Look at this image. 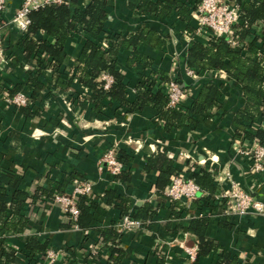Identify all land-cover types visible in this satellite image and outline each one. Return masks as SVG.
Instances as JSON below:
<instances>
[{
    "label": "crops",
    "instance_id": "obj_1",
    "mask_svg": "<svg viewBox=\"0 0 264 264\" xmlns=\"http://www.w3.org/2000/svg\"><path fill=\"white\" fill-rule=\"evenodd\" d=\"M20 1H9L3 15L5 20H10ZM106 15L102 39L114 34L128 35L146 26L166 41L163 50L144 45L139 47L140 54L150 59L147 66L138 61L129 64L128 50H121L117 55L129 102H133L136 96L139 78L162 69L180 75L189 93L184 98L185 106L190 105V97H195L207 83L218 86L220 105L210 110L207 116L196 117V125L189 124L168 132L157 122V112L148 107L125 114L122 106L114 104L106 114H96L93 104L88 101L90 91L76 80L69 90H62L53 84L51 70H42L38 76L34 55L26 57L21 47L24 34L12 25H6L1 34L0 89L12 88L35 74L45 85L35 100L22 106L37 112L31 116L23 114L19 106L5 103L0 92V171L20 177L19 188L23 192L32 195L38 188L43 191V201L42 197L35 201L27 199L23 211L29 218L28 226L19 236L8 239L10 244L20 250L30 237L37 236L47 243L46 250L55 249L62 253L52 264H78L82 247L89 246L96 236L101 239L98 231L115 224L123 216L118 196H125L130 198L127 205L132 213L147 204L155 214L147 223L146 231L126 233L117 238L119 248L124 252L118 264H217L221 261V249L239 264H264V214L222 217L216 214L219 211L217 206L207 208L216 215L208 216L204 233L217 248L198 258L195 254L196 258L192 260L185 249L195 248L197 253L199 243L189 231L191 219L187 220L184 211L173 206L163 193L159 194L156 187L158 171L144 170L145 158L161 152L173 159L178 175L191 178L190 172L200 168L211 172L215 186L212 194L228 192L237 185L264 203V173L252 172L250 162L239 152V141L234 138L232 120L245 103L240 84L219 71H203L195 77L185 74L187 51L192 42H207L203 37L188 38L183 33L195 31L197 20L193 10L187 24L175 13L158 18L151 13L132 11L127 7V0H108ZM37 36L45 38L42 32ZM85 38V33L78 30L67 39V73ZM34 39L38 40L36 36ZM28 88L21 90L27 96L31 89ZM162 91L165 93L163 86ZM78 92L87 95L83 106L75 100ZM254 126L264 130V118ZM108 148H115L119 154L125 153L133 158L123 163V172L118 175L126 179L115 180L108 169L99 167ZM72 173L78 178L61 191L59 186L64 177ZM81 180L88 181L92 187L90 195L85 196L87 203L93 201L96 204L95 209H91V224L86 229L88 237L82 228L69 226L61 206L49 204L44 198L56 193L73 194L75 184ZM200 201L193 202L194 206ZM105 246L108 257L96 260L95 264H116Z\"/></svg>",
    "mask_w": 264,
    "mask_h": 264
},
{
    "label": "trees",
    "instance_id": "obj_2",
    "mask_svg": "<svg viewBox=\"0 0 264 264\" xmlns=\"http://www.w3.org/2000/svg\"><path fill=\"white\" fill-rule=\"evenodd\" d=\"M84 1L69 0L65 4H51L29 13L30 24L20 44L26 57L34 55L38 76L42 70H51L53 84L62 90H69L76 80L85 90L90 91L88 101L93 104V111L96 114H106V111L114 104L122 106L125 114L141 111L147 107L152 108L157 112V122L162 124L167 132L189 124L196 125L198 123L196 117H205L210 110L220 105L218 86L207 83L200 88L195 97H190L189 106L183 103L179 108H170L168 97L162 91V84L168 81L169 73L162 69L152 71L151 76L142 75L136 84V96L133 102H129L124 76L117 65V55L121 50H128L130 51L129 64H135L138 61L141 65L147 66L150 64V59L140 54L139 47L144 45L155 50H163L166 41L155 30L141 26L138 31L128 35L108 36V46L104 48L101 45V36L107 21L108 0H86L85 5ZM200 2L201 0H127V7L134 12L151 13L158 18L175 13L180 21L188 24L191 20V11ZM237 2L242 9V17L241 23L236 24L233 35L240 41L239 46H232L223 37H211L206 43L195 40L187 51V67L197 74L203 71L223 72L240 84L245 103L232 120L235 128L234 138L241 145L246 141H255L257 144L264 145V130L254 126L257 121L264 118V0H237ZM78 30L85 33L86 40L78 57L72 63L71 70L67 73L65 70L69 67V56L65 51V44L67 39ZM39 32H42L45 38L38 37ZM35 36L38 40L34 39ZM102 73L110 75L113 79L108 89L104 88V81L99 80ZM36 74L28 76L12 88L0 89V92L12 97L24 87H29L31 88L29 98L35 100L45 87ZM175 78L185 89L186 86L180 75H175ZM86 96L78 92L75 97L78 105H85ZM19 110L27 116L37 113L31 112L27 107H19ZM119 159L122 163L133 160L125 153H121ZM151 169L158 171L156 187L159 194L164 195V190L171 178L178 175L179 171L174 166L173 159L161 152L145 158L144 170ZM190 173L194 183L201 189L210 194L214 192L215 186L211 172L200 168ZM114 177L115 180L127 178ZM74 178H78L74 173L66 175L59 186L61 191ZM19 185L20 177L0 171V264H11L15 260V250L11 248L5 250L8 240L2 234H22L29 222V218L23 211L27 199L31 198L35 201L43 195L41 188L30 195L23 192ZM61 191L58 190V192ZM49 195V197L52 196V194ZM118 199L121 201L119 207L123 215L128 214L127 204L130 198L118 196ZM171 202L173 206L180 208L177 201ZM77 205L79 216L76 224L86 230L91 224L93 215L91 209H95L96 204L93 201L87 203V198L81 196ZM204 205L208 208L214 207L207 200ZM154 214L155 210L147 204L140 206L137 213H131L132 218L145 221L151 220ZM208 223V216L191 219L189 223V231L198 238L197 258L217 248L204 236ZM98 232L102 242L107 245V249L114 257L115 263L118 264L124 252L117 242L120 235L115 224ZM86 235L85 237H88V234ZM46 248L45 241L32 236L17 252L23 256V264H35ZM217 264L239 263L229 259L228 252L221 249V261Z\"/></svg>",
    "mask_w": 264,
    "mask_h": 264
},
{
    "label": "built area",
    "instance_id": "obj_3",
    "mask_svg": "<svg viewBox=\"0 0 264 264\" xmlns=\"http://www.w3.org/2000/svg\"><path fill=\"white\" fill-rule=\"evenodd\" d=\"M10 0H0V48L1 34L6 25H12L20 33L27 32L30 24L29 13L32 10L51 5L65 4L69 0H21L20 5L14 11L10 20H5L3 15L9 6ZM85 0L83 4L85 5ZM193 16L197 20L195 31H184V35L188 38L203 37L209 40L211 37H223L232 46H239L240 41L234 38L235 26L241 23L242 9L237 0H201V2L193 10ZM101 45L104 48L108 46V40L102 39ZM185 74L190 77H195L196 72L193 69L185 67ZM101 81H104V88L108 89L113 83V79L106 73L101 74ZM165 89V94L168 97V106L170 108H179L184 103V98L189 95L188 88L183 89L179 84L175 75L169 74V79L162 84ZM3 94L5 103L14 104L22 107L30 104L31 100L24 92H18L10 97L7 93ZM239 152L250 162V167L253 173H264V145L257 144L255 141H246L244 144L239 143ZM119 153L115 148H108L105 154L99 161V167L106 168L112 176H118L123 172L124 164L119 159ZM91 184L86 180L78 181L74 186L73 194L56 193L51 197L46 198L49 204H58L61 206L62 212L70 226L75 229H80L76 224L79 216L78 200L81 196H88L91 193ZM200 193L199 195H197ZM164 196L170 201H178L180 210L185 212L184 217L187 220L204 217V216H226L229 214L242 215L264 214V203L255 199L251 192L233 185L228 192L210 194L196 185L192 178H187L182 175H175L171 178L169 184L164 190ZM200 197V198H199ZM43 201V196H42ZM201 200L196 206H192L193 202ZM209 201L211 206H217L219 211L215 214L210 212L204 204ZM131 211L123 215L116 223L115 228L119 235L131 232L146 231L149 221L132 218ZM85 230L84 233L88 234ZM2 236L15 238L16 234H2ZM95 241V242H94ZM5 250H15V260L11 264H23L24 258L17 251L16 246L10 244L8 240L5 244ZM195 248H186L185 251L193 260L196 254ZM79 254L82 258L78 264H95L96 259H105L108 257L106 246L102 240L96 236L95 240L86 247H82ZM62 253L55 249H47L40 256L35 264H52L56 262L57 257Z\"/></svg>",
    "mask_w": 264,
    "mask_h": 264
}]
</instances>
